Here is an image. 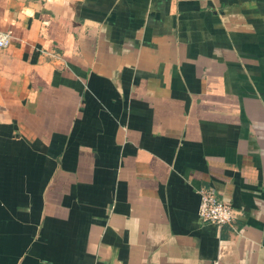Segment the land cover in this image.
<instances>
[{
	"label": "crops",
	"instance_id": "0c3cea01",
	"mask_svg": "<svg viewBox=\"0 0 264 264\" xmlns=\"http://www.w3.org/2000/svg\"><path fill=\"white\" fill-rule=\"evenodd\" d=\"M0 31V264H264V0H0Z\"/></svg>",
	"mask_w": 264,
	"mask_h": 264
},
{
	"label": "built area",
	"instance_id": "2783aa9c",
	"mask_svg": "<svg viewBox=\"0 0 264 264\" xmlns=\"http://www.w3.org/2000/svg\"><path fill=\"white\" fill-rule=\"evenodd\" d=\"M8 33L0 31V47L9 43ZM197 216L206 223L220 226L230 225L234 219L233 208L226 201L218 199L211 189L199 191Z\"/></svg>",
	"mask_w": 264,
	"mask_h": 264
}]
</instances>
